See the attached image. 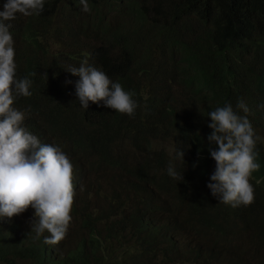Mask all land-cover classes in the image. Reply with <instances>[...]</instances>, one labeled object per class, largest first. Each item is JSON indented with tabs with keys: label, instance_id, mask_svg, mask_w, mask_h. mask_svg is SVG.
I'll use <instances>...</instances> for the list:
<instances>
[{
	"label": "trees",
	"instance_id": "obj_1",
	"mask_svg": "<svg viewBox=\"0 0 264 264\" xmlns=\"http://www.w3.org/2000/svg\"><path fill=\"white\" fill-rule=\"evenodd\" d=\"M87 4L45 0L39 15L11 21L16 76L32 81L14 107L68 155L75 197L56 246L31 232V207L0 219V264H264V0ZM85 61L133 93V116L80 106V78L65 70ZM229 103L260 137L255 201L235 208L207 187L208 113Z\"/></svg>",
	"mask_w": 264,
	"mask_h": 264
},
{
	"label": "clouds",
	"instance_id": "obj_2",
	"mask_svg": "<svg viewBox=\"0 0 264 264\" xmlns=\"http://www.w3.org/2000/svg\"><path fill=\"white\" fill-rule=\"evenodd\" d=\"M85 12L87 0H80ZM45 0H6L0 11V219H9L34 209L31 232L43 242L56 246L66 238L72 221L71 212L75 197L74 167L68 155L59 146L43 144L24 126L25 114L14 107L18 96L30 97L32 81L16 76L14 40L10 32L11 21L17 15H39ZM80 79L76 82V96L84 109L89 102L99 104L129 117L135 114L137 103L133 93L124 90L119 82H113L102 70L90 66L87 61L79 67L65 70ZM47 76V74L45 73ZM48 78V77H47ZM71 83V81H66ZM236 107L244 113L249 109L243 101ZM212 129L208 136L211 158L216 167L207 187L220 203L238 207L250 206L255 201L252 174L259 170L256 151L257 136L247 116L239 115L226 104L208 113ZM183 159V152L177 151ZM195 166V165H194ZM170 177L182 181L173 166Z\"/></svg>",
	"mask_w": 264,
	"mask_h": 264
}]
</instances>
